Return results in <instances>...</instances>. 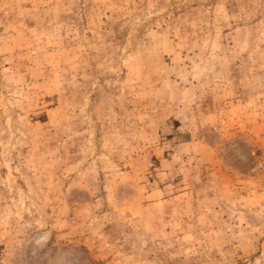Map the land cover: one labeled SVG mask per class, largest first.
<instances>
[{
	"label": "rangeland",
	"instance_id": "rangeland-1",
	"mask_svg": "<svg viewBox=\"0 0 264 264\" xmlns=\"http://www.w3.org/2000/svg\"><path fill=\"white\" fill-rule=\"evenodd\" d=\"M0 264H264V0H0Z\"/></svg>",
	"mask_w": 264,
	"mask_h": 264
}]
</instances>
